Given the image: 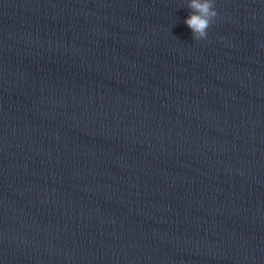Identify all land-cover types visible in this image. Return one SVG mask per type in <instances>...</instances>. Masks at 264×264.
<instances>
[{
    "label": "clouds",
    "instance_id": "obj_1",
    "mask_svg": "<svg viewBox=\"0 0 264 264\" xmlns=\"http://www.w3.org/2000/svg\"><path fill=\"white\" fill-rule=\"evenodd\" d=\"M192 10L186 18V25L192 30L195 39H206L207 30L217 17L214 0H190Z\"/></svg>",
    "mask_w": 264,
    "mask_h": 264
}]
</instances>
